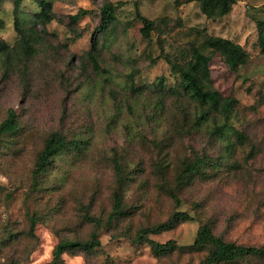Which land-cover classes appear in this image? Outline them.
Returning a JSON list of instances; mask_svg holds the SVG:
<instances>
[{
	"label": "rangeland",
	"instance_id": "obj_1",
	"mask_svg": "<svg viewBox=\"0 0 264 264\" xmlns=\"http://www.w3.org/2000/svg\"><path fill=\"white\" fill-rule=\"evenodd\" d=\"M49 1L45 22L37 0L19 6L20 25L36 30L26 61L14 0H0V42L9 44L0 51V122L10 107L20 121L0 144V264L50 262L59 241L95 231L101 246L67 250L60 264H199L209 253L194 245L203 223L226 240L264 245V0H236L215 19L202 0H110L116 19L107 30L98 28L107 0ZM139 14L154 24L149 35ZM208 35L240 43L247 61L232 68L203 48ZM198 47L200 67L210 69L200 76L230 99L227 113L180 84L174 64L194 61ZM55 131L67 144L35 178ZM197 161L200 170L181 181ZM118 188L124 212L108 227ZM150 240L171 248L155 252Z\"/></svg>",
	"mask_w": 264,
	"mask_h": 264
},
{
	"label": "trees",
	"instance_id": "obj_2",
	"mask_svg": "<svg viewBox=\"0 0 264 264\" xmlns=\"http://www.w3.org/2000/svg\"><path fill=\"white\" fill-rule=\"evenodd\" d=\"M22 1L23 0H14V12L16 15L15 24L19 33V45L17 47L20 48V51L24 54L27 61L36 52V46L33 45V34L36 33V30L35 28H31L28 31L20 25L17 14ZM37 1L41 7V11L38 13L39 18H41L44 22L53 19L54 15L52 13L51 2L49 0ZM235 1L236 0H202L203 13L213 19L223 17L230 13ZM86 12L87 9L81 8L76 14L70 15L69 18L76 22L77 20L81 19V16ZM100 15L101 23L98 28L100 30H107L116 19V3L110 0L105 1L101 6ZM139 16L144 22L142 31L146 35H149L154 28L153 22L141 14H139ZM202 45L205 49L210 47L218 50L225 58L226 62L234 69H237L240 65L244 64L248 58L247 52L240 43L223 36L208 35L205 37ZM8 47V43L0 42V51H4L8 49ZM195 52L197 58L194 61H189L185 66L177 63L174 64V67L180 73V84L182 88L185 91L190 92L192 97L194 96L200 100L201 103H210L213 107H219L221 104L223 111L226 113L229 112L230 108L228 107H230V99L224 98L215 89L206 88L205 81L203 80L204 78H202L200 74L204 71V74L209 76L210 69L208 64L202 68L200 67V57L205 56L201 47L196 48ZM92 59L95 67L101 68L98 59L94 54L92 55ZM19 128L20 121L18 113L13 107H10L6 112V116L0 122V144L3 142L6 135L18 133ZM66 144L67 139L61 132L55 131L49 135L45 141L43 149L38 154V161L34 169L35 178L44 173L54 155L63 147H65ZM200 165L201 163L198 161L189 163L187 168L184 169L182 174L179 176V179L184 181L186 178H191V175H193L196 170H200ZM122 182L123 179L120 181V183ZM173 195L177 198L176 194L173 193ZM123 212V195L120 192V188H118L114 192L113 211L108 217L106 226H112L113 222L118 219L123 214ZM178 215L187 217L184 212H179ZM92 221L95 222L97 227H100L102 224V221L95 217L92 218ZM33 226H35V221ZM163 226L167 227L170 226V224L167 223ZM159 228L160 227H157V229ZM147 231L148 230H143L140 233L139 238H144V234H146ZM96 233V231L93 232L89 240L59 241L53 250L52 260L44 264H60L62 254L70 249L85 248L86 250H93L95 247L101 246V240ZM150 242L155 252H163L171 248V241L159 243L154 240H150ZM194 245L209 248L208 255L199 264H222L244 260L248 257H264V245H244L235 241L226 240L223 237L215 234L210 223H203L200 226L197 236L194 240Z\"/></svg>",
	"mask_w": 264,
	"mask_h": 264
}]
</instances>
